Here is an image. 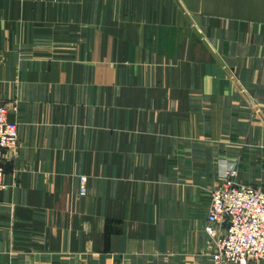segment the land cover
Listing matches in <instances>:
<instances>
[{"label": "crops", "instance_id": "crops-1", "mask_svg": "<svg viewBox=\"0 0 264 264\" xmlns=\"http://www.w3.org/2000/svg\"><path fill=\"white\" fill-rule=\"evenodd\" d=\"M0 104V264H213L221 166L264 188V0H0Z\"/></svg>", "mask_w": 264, "mask_h": 264}, {"label": "built area", "instance_id": "built-area-1", "mask_svg": "<svg viewBox=\"0 0 264 264\" xmlns=\"http://www.w3.org/2000/svg\"><path fill=\"white\" fill-rule=\"evenodd\" d=\"M10 107L0 104V188L6 153L19 147L18 124L9 121ZM222 184L210 193L207 233L223 264H250L264 259V188L240 184L236 164L221 166ZM88 177H79V195L88 194Z\"/></svg>", "mask_w": 264, "mask_h": 264}, {"label": "rangeland", "instance_id": "rangeland-1", "mask_svg": "<svg viewBox=\"0 0 264 264\" xmlns=\"http://www.w3.org/2000/svg\"><path fill=\"white\" fill-rule=\"evenodd\" d=\"M10 111H12L11 109H10ZM237 167H238V165H236ZM238 170H239V168H238ZM239 175H240V172H239ZM240 177V176H239ZM238 180H239V182H240V179L238 178ZM222 179H221V184H222ZM220 184V185H221ZM240 184H242V185H245L244 183H242V182H240ZM219 185V186H220ZM218 186V187H219ZM245 186H250V185H245ZM217 187V188H218ZM258 187V186H257ZM263 188V187H262ZM214 191V190H213ZM209 198H210V195H209ZM209 208H210V204H209ZM208 214H209V211H208ZM207 225H208V219H207V224H206V226H205V233H206V235H207V237H208V247H210L211 248V253H210V255H211V258H212V262H213V264H223V263H221L217 258H216V253H215V243H214V240H213V238L207 233V231H206V228H207ZM51 260H48V263L50 262ZM58 261H60V264H75L76 262H77V259H74V258H70V257H62L61 259H58ZM264 262V259H259V260H257V261H254V262H251L250 264H261V263H263ZM79 264H85V261L84 260H80L79 261Z\"/></svg>", "mask_w": 264, "mask_h": 264}]
</instances>
